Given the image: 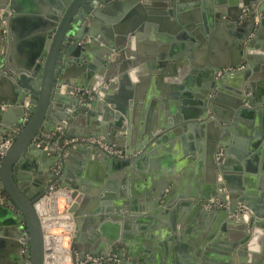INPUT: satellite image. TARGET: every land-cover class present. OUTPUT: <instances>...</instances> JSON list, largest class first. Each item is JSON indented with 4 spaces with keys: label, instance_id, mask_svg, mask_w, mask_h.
<instances>
[{
    "label": "crops",
    "instance_id": "1",
    "mask_svg": "<svg viewBox=\"0 0 264 264\" xmlns=\"http://www.w3.org/2000/svg\"><path fill=\"white\" fill-rule=\"evenodd\" d=\"M15 1L14 10L22 15L14 22V43L19 54L25 55L26 48L43 46L44 33L54 27L58 14L54 4L58 0ZM0 3L12 4V0H0ZM234 3L235 0L95 2L103 9L97 20L90 16L87 29L96 35L109 32L112 36L121 33L125 37L122 55L114 53L113 57H121L117 68L121 70L119 77L122 84L119 82L116 88L117 96L126 101L128 117L122 130L123 138L117 139L114 134L111 137L121 143L126 152L121 156L108 154V157L100 159L102 153L96 155L85 151L86 146H72L70 151L73 158L66 172L74 175L76 178H70L76 180L85 173L91 186L101 183L103 190L111 195L108 203L113 205L120 197L132 198L133 194L140 197L141 194L136 193L144 190L146 194L155 192L162 182L168 184L166 195L171 190L174 191L172 194L177 195L168 204L161 205L163 210L156 208L147 211L143 206L141 212L128 211L130 216L136 215L134 213L143 217L151 214L153 217L150 220L126 217L119 221V226H126L124 232L119 227V237L128 235V245L123 248V253H118L119 248L115 250L122 264H264V226L252 224L261 221L258 217L253 219L251 215L249 219L238 212L242 203H250L256 209L264 210V136L260 135L264 129V116L260 113V110H264V103L250 108L254 110L251 117L237 118V113H234L226 123L221 115L227 111L231 90L222 88L224 96L220 95L215 103L221 115L214 113L209 105L211 100L208 97H214L217 87L206 94L205 74L212 65L236 62V53L232 48L235 38L232 37L248 19L244 16V7L252 3L243 6L242 2H238L239 19L232 26L225 12ZM222 8L221 16L216 18L217 10ZM3 11L0 9V56H5L12 43L8 30L2 32L5 25V21H1ZM133 18L143 21L130 26ZM261 27L264 36V25ZM257 28L249 39L254 37ZM90 40L91 37L87 36L86 41ZM261 43V46H254L250 58L241 56L242 63L236 70L243 72V78L252 84L247 95H261L264 102V53L261 52L264 41ZM86 53L83 63L89 65L96 59L95 50ZM79 64L82 65L80 62L71 64L72 74H75ZM246 70L248 73L244 75ZM194 77L197 90L193 89ZM11 89L13 87L6 79H0V99L10 100ZM197 95H207L203 104L196 102L199 99ZM0 103L3 104L0 111L1 129L10 136L19 130L15 128L19 111L8 103ZM87 120L86 116L81 117L75 130L88 135L94 132L92 128L95 127ZM73 123L72 120L66 122L67 125ZM166 135L168 138L161 146L146 151L158 138ZM74 136L80 137L77 134ZM216 136L228 140L234 151L229 153L231 158L227 164L223 162L227 160L223 149L215 154L216 167L212 169L207 158V142ZM199 142L204 147L203 153ZM191 143L196 149H191ZM88 148L95 149L91 146ZM140 156L142 160L138 161ZM48 161H51L50 157L46 158ZM125 161H129L128 164ZM58 167L66 166L59 162ZM50 171L60 173L51 167L43 173L44 177ZM37 173L33 167L26 170L31 178ZM20 182L25 184L21 179ZM220 182L228 192L223 208L232 203L237 209L236 213L224 219H219L217 215L223 208H212L209 202L202 201L204 194H211L214 184L218 189ZM119 192L122 196L118 195ZM190 192L198 196L197 201L190 200ZM91 199L95 201L93 196ZM0 203L6 206V210L0 209V264H19L13 240L22 229L12 230L17 223L14 208L8 207L5 201ZM131 203L128 202L129 208ZM111 231L116 233L115 228H111ZM198 241L203 245L200 256L195 249ZM192 257L196 260L193 261Z\"/></svg>",
    "mask_w": 264,
    "mask_h": 264
},
{
    "label": "water",
    "instance_id": "2",
    "mask_svg": "<svg viewBox=\"0 0 264 264\" xmlns=\"http://www.w3.org/2000/svg\"><path fill=\"white\" fill-rule=\"evenodd\" d=\"M15 2L12 0V4L0 3V9L4 10L1 21H5L2 32L7 29L12 42L5 56H0V79H6L13 87L10 92L11 99H0V102L8 103L19 111L15 124V128L19 130L10 135L13 145L0 159V201H5L8 207L14 208L17 223L16 228L12 230L22 229L13 240L16 245L18 263L55 264L53 255L56 251L55 236L46 233L44 228L45 224L55 221L74 223L71 241L73 256L79 255L83 259L86 254L107 255L109 252H115L117 248H119L118 253L121 254L124 251L123 248H127L128 235L119 237L118 229L121 227L118 225L119 221L126 217L146 220L153 217L151 214L143 217L137 213L130 216L128 211L141 212L143 206L147 211L156 208L163 210L161 205L168 204L167 202L177 198V195L172 194L174 192L172 190L169 195H166L165 188L168 184L162 182L155 192L146 194L144 190L136 193L141 194L140 197L133 194L132 198L120 197L121 199L115 200L114 205L111 202L108 203L111 195L103 190L101 183L97 182L95 186H91L85 178V173L81 172L80 178L76 180L73 179V177L76 178L74 175L66 172L67 166L72 162L73 152L70 151L72 146H65L64 141L76 134L80 138L91 136L114 144L122 150L123 154L126 152L125 147L111 137V134H114L117 139L123 138L122 130L126 126L125 119L128 117L126 101L117 96L119 82L122 84L119 77L121 70L117 68L121 57H113L114 53L122 55L125 37L121 33L112 36L109 32L96 35L87 29L90 16L94 19L98 18L103 9L95 2L108 3L109 0H58L54 4L58 12L53 23L54 27L46 31V34L44 33L43 46L37 49L28 47L25 55H21L14 43L16 36L14 22L22 15L15 12ZM238 2H242L243 6L249 3L255 5H247L253 6V11L247 15V21L240 25V31L235 32V37H232V39L235 38L232 48L236 53V62L213 64L211 70L205 74L208 88L206 94L217 87L214 97H208L211 100L210 109L214 113L221 115L215 105L222 95L221 89L229 88L232 92L227 111L221 115L226 123L232 119L234 113H237V118L251 117L254 110L250 108L264 103L261 95H247L251 91L252 84L243 78V72L236 70L242 63L241 56L250 58L254 46H261V41H264L261 32V25H264V0H235L234 5L225 12L228 23L232 26L237 24L239 19ZM223 10V8L217 10L216 18L221 16ZM141 20L143 21L141 18L131 19L130 26H135ZM257 26L254 37L249 39ZM87 36L91 37L90 42L86 41ZM262 48L261 52L264 53V46ZM90 50H95L96 59L93 63L86 65L83 59L85 54L87 57L86 52ZM191 57L195 65L194 57ZM73 62H80L83 65L79 64L75 74L71 72ZM244 73L246 75L248 70ZM193 81V89L197 90L195 77ZM197 97L199 99H196V102L201 104L204 103V99H207V95H197ZM27 113L29 119H25ZM260 113L264 116V110H260ZM0 116H2L1 113ZM85 116L88 118V123L96 128H92L94 132L89 135L75 130L78 121ZM68 120H72L73 125H67ZM260 132V135L264 136V129ZM167 138L168 135L158 138L153 147H148L146 151L161 146ZM209 139L207 158L210 168L216 167L214 155L222 149L227 157V160L223 162L227 164L231 158L229 153L232 154L234 151L228 140H222L218 136ZM198 144L203 153L202 143ZM189 146L193 150L196 149L193 143ZM86 147L84 149L87 152L96 155L102 153L100 159L108 157L107 153L98 148L92 150L88 148L89 146ZM47 157H50L51 161L46 162ZM137 160H142V157H138ZM59 162H63L66 167L60 169ZM125 162L128 164L129 161ZM223 162L221 168L224 166ZM28 167L38 171L34 178L26 174ZM51 167H55L60 173L50 171L47 177H44L43 173ZM70 176L73 177L70 178ZM20 179L25 184H22ZM218 185L217 189L214 184L213 192L204 194L205 199L202 201L211 203L212 200L221 198L227 203L225 201L228 195L225 190L227 188L221 182ZM120 192L118 195L122 196ZM56 193H63L69 198L71 204L66 213L51 215L48 201ZM91 196L95 198V201H92ZM188 197L191 201L198 199V196L192 192ZM129 201L132 202L130 208ZM137 201L140 203L138 204ZM98 203H100L98 206L93 207ZM200 206L204 208L203 204ZM5 207L0 203V209ZM220 211L222 212L217 215L219 219H224L236 213L237 209L231 203L229 207ZM238 212L240 216L249 219L251 215L253 219L258 217L261 221L252 222V224L264 226L263 209H256V206L250 203H242V208L238 209ZM111 228H115L116 233H113ZM121 229L122 232L126 231V226L123 225ZM195 245L196 253L200 256L203 245L199 241ZM188 248L191 250V247ZM212 249L215 250V248ZM262 251L264 253V250ZM260 258L263 259L261 255ZM132 260H134L133 255ZM192 260L196 259L192 257ZM119 264H122V261Z\"/></svg>",
    "mask_w": 264,
    "mask_h": 264
},
{
    "label": "built area",
    "instance_id": "3",
    "mask_svg": "<svg viewBox=\"0 0 264 264\" xmlns=\"http://www.w3.org/2000/svg\"><path fill=\"white\" fill-rule=\"evenodd\" d=\"M250 11H253V6H246L243 9L244 15L246 16L250 13ZM2 108H3V104L0 103V111L2 110ZM25 119H29L28 113ZM1 127H2V124H1V119H0V159H2L6 155V153L9 151V149L13 145V139L9 135H6L2 131ZM64 145H71L73 147L76 145L91 146V147L98 148L100 151L105 152L111 156H121L123 154L122 150L117 148L114 144L106 143L100 138H95V137H81L80 138V137L74 136V137L66 139L64 141ZM223 203L224 201H211V203L209 202V205L215 204V205L221 206ZM70 204H71V201L68 198L67 201L64 202V205L60 207L59 209H57V212L50 211V214L58 215V214L66 213L67 208L69 207ZM60 222L61 221H55L51 223L55 225H59L56 223H60ZM51 223H48V224H51ZM46 225L47 224L44 225L46 233H50L55 236V249L57 246L56 245L57 238L60 235L62 236V238H64L65 246L70 255V261L68 262V264H119L122 261L120 255L117 252H109L107 255L86 254L83 259H81L78 255L73 256L72 255L73 250L71 249V241H72V237L74 233V227H73V232L70 229H63V228H62L63 231L61 230V232H59L60 230L59 231H54V230L47 231ZM73 226H74V223H73ZM56 251H54L53 253L54 260L57 254Z\"/></svg>",
    "mask_w": 264,
    "mask_h": 264
},
{
    "label": "bare ground",
    "instance_id": "4",
    "mask_svg": "<svg viewBox=\"0 0 264 264\" xmlns=\"http://www.w3.org/2000/svg\"><path fill=\"white\" fill-rule=\"evenodd\" d=\"M64 200H66V198L64 197L63 193H56L53 194L50 198V200L48 201V206L50 211L52 212H57V209H59L60 207V203L63 202ZM59 225H55V224H47L46 225V230L47 231H52L54 228H63V229H70L71 231L73 230V223H68V222H60V223H56ZM56 258H55V264H68V262L70 261V257H69V253L67 248L65 247V240L64 238H62V236L60 235L57 238L56 241ZM59 255L61 257V260H59Z\"/></svg>",
    "mask_w": 264,
    "mask_h": 264
},
{
    "label": "flooded vegetation",
    "instance_id": "5",
    "mask_svg": "<svg viewBox=\"0 0 264 264\" xmlns=\"http://www.w3.org/2000/svg\"><path fill=\"white\" fill-rule=\"evenodd\" d=\"M212 201H223V200H222L221 198H216L215 200H212ZM224 204H225V203H223L221 206H219V205H215V204H214V205H211V206H212V208H213V207H214V208H215V207H217V208H223V207H224Z\"/></svg>",
    "mask_w": 264,
    "mask_h": 264
},
{
    "label": "rangeland",
    "instance_id": "6",
    "mask_svg": "<svg viewBox=\"0 0 264 264\" xmlns=\"http://www.w3.org/2000/svg\"><path fill=\"white\" fill-rule=\"evenodd\" d=\"M65 201H66V200H64L63 202L60 203V207H62V206L64 205V202H65ZM60 207H59V208H60ZM54 229H55L56 231H59V230H60L59 232H61V230H62V229H60V228H54ZM54 229H53V230H54ZM62 231H63V230H62ZM65 247H66V246H65ZM68 255H69V254H68ZM69 257H70V255H69ZM59 260H61L60 255H59Z\"/></svg>",
    "mask_w": 264,
    "mask_h": 264
},
{
    "label": "trees",
    "instance_id": "7",
    "mask_svg": "<svg viewBox=\"0 0 264 264\" xmlns=\"http://www.w3.org/2000/svg\"><path fill=\"white\" fill-rule=\"evenodd\" d=\"M1 117V116H0Z\"/></svg>",
    "mask_w": 264,
    "mask_h": 264
}]
</instances>
